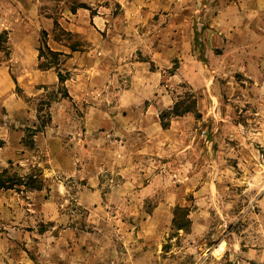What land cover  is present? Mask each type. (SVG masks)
I'll return each instance as SVG.
<instances>
[{
    "label": "rangeland",
    "instance_id": "1",
    "mask_svg": "<svg viewBox=\"0 0 264 264\" xmlns=\"http://www.w3.org/2000/svg\"><path fill=\"white\" fill-rule=\"evenodd\" d=\"M30 2L51 30L0 32V264H264V0Z\"/></svg>",
    "mask_w": 264,
    "mask_h": 264
},
{
    "label": "crops",
    "instance_id": "2",
    "mask_svg": "<svg viewBox=\"0 0 264 264\" xmlns=\"http://www.w3.org/2000/svg\"><path fill=\"white\" fill-rule=\"evenodd\" d=\"M244 1V0H242ZM264 3V2H263ZM262 3V4H263ZM32 6H35L34 3L30 2V0H0V32L5 33H39L40 28H42L44 31L51 30L53 26V19L49 16L41 15L39 12H34L32 9ZM28 7L29 16H25L24 12H27L25 9ZM25 10V11H24ZM256 12H259L258 10ZM84 14H81V17L79 18H71L72 21L81 22L84 23L86 19L84 18ZM26 17V18H25ZM236 18L242 19V14H239L235 16ZM42 26V27H41ZM235 30V29H233ZM220 33L223 34L224 38L227 40L231 39H239L238 42L233 43L231 41V46H234V48L237 45H242L245 40L252 39L250 42H252L251 49H247L249 53L253 54L251 55V62L243 63L241 66L237 63L238 70L243 71V73L248 70L250 63L252 66H254L257 62V59L255 56L256 54V47L255 44L257 43V40L262 39L263 33ZM256 41H255V40ZM228 44H226L224 53L221 55L223 58H225L228 50ZM242 51L244 50L242 46L239 47ZM230 49V48H229ZM239 50V49H238ZM235 54V53H234ZM239 54V57L241 58V55ZM205 57H208V54H205ZM236 58H239L235 56ZM199 60L195 59V64H199ZM235 61V60H234ZM197 67V65H195ZM211 67V66H210ZM213 68V67H212Z\"/></svg>",
    "mask_w": 264,
    "mask_h": 264
},
{
    "label": "trees",
    "instance_id": "3",
    "mask_svg": "<svg viewBox=\"0 0 264 264\" xmlns=\"http://www.w3.org/2000/svg\"><path fill=\"white\" fill-rule=\"evenodd\" d=\"M45 34V33H42ZM38 49V59H39V66L42 68H49L52 65L47 61H42V58H44L45 55H49L52 57H56L58 55L57 52L50 50L47 45L44 42H41ZM200 60H204V58H200ZM65 78L58 73V81L60 83H63ZM195 108V99L192 97L191 99L187 101H183L181 99H177L174 101L172 107L170 109L163 110L159 114V120L162 128H166L168 126V122L164 121V118L167 115H172V116H180L185 113L193 112ZM6 169H4L2 172H0V188H8L9 186H12V184H19L21 181L18 183H12L14 179L10 176H5ZM28 187L34 188V189H39L41 184L39 181L36 179V177H33L30 175L25 181V183ZM173 223L175 224L176 228H183L185 226V223L178 222L176 221L175 218H173Z\"/></svg>",
    "mask_w": 264,
    "mask_h": 264
},
{
    "label": "bare ground",
    "instance_id": "4",
    "mask_svg": "<svg viewBox=\"0 0 264 264\" xmlns=\"http://www.w3.org/2000/svg\"><path fill=\"white\" fill-rule=\"evenodd\" d=\"M223 247H224V243H221V244L218 246V249H217V250H218V251H219V250H222ZM218 251H217V252H218ZM215 252H216V251H215Z\"/></svg>",
    "mask_w": 264,
    "mask_h": 264
}]
</instances>
